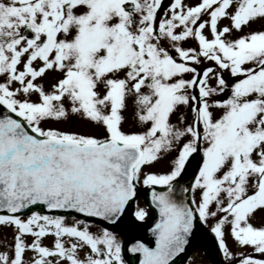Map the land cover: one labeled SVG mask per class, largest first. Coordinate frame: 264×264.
<instances>
[{
	"label": "snow or ice",
	"instance_id": "obj_1",
	"mask_svg": "<svg viewBox=\"0 0 264 264\" xmlns=\"http://www.w3.org/2000/svg\"><path fill=\"white\" fill-rule=\"evenodd\" d=\"M5 232L0 264H264V0H0Z\"/></svg>",
	"mask_w": 264,
	"mask_h": 264
},
{
	"label": "rangeland",
	"instance_id": "obj_2",
	"mask_svg": "<svg viewBox=\"0 0 264 264\" xmlns=\"http://www.w3.org/2000/svg\"><path fill=\"white\" fill-rule=\"evenodd\" d=\"M160 167H162V166H158V168H160ZM137 203H138V205L141 206V207H146V206H147L146 203H145V200H144V193H143V191L141 192V194H140V196H139V198H138ZM151 217H152V212L150 211V212H149V218H148L147 221H149V220L151 219ZM147 221H146V222H147ZM93 230H95V229H93ZM110 230H111V229H110ZM120 231H121V230H116V234L118 235V237H119L120 239H124L123 236H120V235H119V234H120ZM10 235H11L10 233L5 232V233H3V234H0V238H2V236H7V237L9 238V240H10ZM188 256H189V255H188ZM190 257L192 258L190 264H214V263L211 261V259H210L207 255L204 254L202 248H196V249H194V250L191 252ZM125 258H126V257H125ZM187 258H188V257H187ZM187 258H186V261L184 262V264H189Z\"/></svg>",
	"mask_w": 264,
	"mask_h": 264
},
{
	"label": "water",
	"instance_id": "obj_3",
	"mask_svg": "<svg viewBox=\"0 0 264 264\" xmlns=\"http://www.w3.org/2000/svg\"><path fill=\"white\" fill-rule=\"evenodd\" d=\"M152 224H154V220L147 223L144 229L137 230L136 234L141 236L144 239L152 240L153 238L150 236V233L147 231V228L150 227ZM109 227H113V226L109 225ZM120 227L124 228V226H120ZM196 245H201L207 254L211 255L213 259L218 260V257L216 256V253L213 249V245H212L210 240H208V241H196V242H194V246L189 247L187 252L176 260V264H178L179 261ZM127 255H129L132 258L131 254H127Z\"/></svg>",
	"mask_w": 264,
	"mask_h": 264
}]
</instances>
